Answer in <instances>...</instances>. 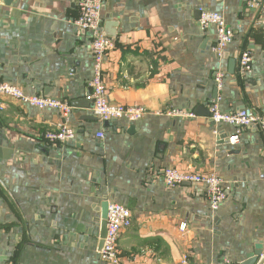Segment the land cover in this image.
I'll return each mask as SVG.
<instances>
[{"label":"crops","instance_id":"crops-1","mask_svg":"<svg viewBox=\"0 0 264 264\" xmlns=\"http://www.w3.org/2000/svg\"><path fill=\"white\" fill-rule=\"evenodd\" d=\"M75 3L0 1V82L70 103L76 132L50 144L44 133L62 113L3 99L0 264H107L99 250L105 200L132 212L119 240L124 264L242 261L264 240V133L248 127L231 144L237 128L215 124L209 112L218 102L224 112L264 114V12L246 0H105L103 25L115 39L104 66L109 100L148 110L105 124L87 98L91 37L75 23ZM203 10L223 14L235 32L224 58L213 50L217 28L200 25ZM245 50L252 69L241 77ZM169 167L217 172L230 187L227 200L213 211L203 184L167 186Z\"/></svg>","mask_w":264,"mask_h":264},{"label":"built area","instance_id":"built-area-1","mask_svg":"<svg viewBox=\"0 0 264 264\" xmlns=\"http://www.w3.org/2000/svg\"><path fill=\"white\" fill-rule=\"evenodd\" d=\"M247 6L252 9H259L264 12V0H246ZM105 0H76L79 17L75 20L81 33H89L91 37V51L93 55L94 75L89 82L87 98L91 101V110L103 123L121 118L136 121L143 118L148 110L143 105H127L113 103L107 94L106 82L104 80V66L108 51L115 46V39L108 34L102 19V10ZM203 29L211 25L217 26V39L213 50L218 58H224L226 48L235 38L234 30L227 24L223 14L216 11L203 10L200 19ZM253 58L250 51L242 52L239 60V75L244 77L252 69ZM226 76V72L219 69L215 74V81L221 86ZM9 97L19 102L37 107L39 109L52 108L63 114L65 119L58 123L53 129L44 133V140L50 144H62L73 140L76 136L74 127L69 123V114L73 107L70 103L42 96L40 94H27L22 88L9 82H0V108L4 107V98ZM160 113V112H159ZM165 114L172 116H193V112L181 109H168ZM211 120L219 124H230L237 128L236 132L229 137V143L240 142L242 131L248 127H257L264 133V114L252 107H244L234 112H224L218 102H213L210 106ZM99 138H104L103 131L98 132ZM162 179L167 186H177L182 183H198L205 186V193L210 201L213 211L219 210L222 203L229 196L230 187L225 184L224 179L215 171L197 172L193 170L182 171L175 167H169L162 172ZM132 212L124 204L117 201L109 202L107 219V234L101 249V258L107 264H124L119 246L120 236L124 229L132 224ZM181 230L187 229V224L181 225ZM264 259V253L260 260ZM242 261L237 264H241ZM208 264H233L229 258L211 261Z\"/></svg>","mask_w":264,"mask_h":264},{"label":"water","instance_id":"water-1","mask_svg":"<svg viewBox=\"0 0 264 264\" xmlns=\"http://www.w3.org/2000/svg\"><path fill=\"white\" fill-rule=\"evenodd\" d=\"M1 1V0H0ZM5 3H9L11 0H3ZM233 69L230 71L234 73L235 71V64L232 63ZM90 104L91 101H90ZM210 115V112H209ZM111 121H105V124H109ZM109 200H105L102 204V226L100 232V242H99V250L101 251L104 238L107 234V219H108V211H109ZM264 253V240L260 241L258 244L255 245V248L249 252L245 258H243L241 264H258L260 260V256Z\"/></svg>","mask_w":264,"mask_h":264},{"label":"bare ground","instance_id":"bare-ground-1","mask_svg":"<svg viewBox=\"0 0 264 264\" xmlns=\"http://www.w3.org/2000/svg\"><path fill=\"white\" fill-rule=\"evenodd\" d=\"M102 19H103V18H102ZM211 26H215V25H211ZM211 26H210V27H211ZM210 27H209V28H210ZM215 27L217 28V26H215Z\"/></svg>","mask_w":264,"mask_h":264},{"label":"rangeland","instance_id":"rangeland-1","mask_svg":"<svg viewBox=\"0 0 264 264\" xmlns=\"http://www.w3.org/2000/svg\"><path fill=\"white\" fill-rule=\"evenodd\" d=\"M120 246V245H119Z\"/></svg>","mask_w":264,"mask_h":264}]
</instances>
